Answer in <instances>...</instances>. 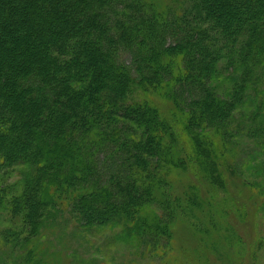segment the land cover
Listing matches in <instances>:
<instances>
[{"label":"trees","instance_id":"16d2710c","mask_svg":"<svg viewBox=\"0 0 264 264\" xmlns=\"http://www.w3.org/2000/svg\"><path fill=\"white\" fill-rule=\"evenodd\" d=\"M234 152L264 155V0H0V210L24 244L69 214L162 255L199 198L172 172Z\"/></svg>","mask_w":264,"mask_h":264},{"label":"rangeland","instance_id":"374dc122","mask_svg":"<svg viewBox=\"0 0 264 264\" xmlns=\"http://www.w3.org/2000/svg\"><path fill=\"white\" fill-rule=\"evenodd\" d=\"M234 140L241 142L236 136ZM184 159V168L170 175L171 191L181 195L186 188L197 187L199 198L190 193L191 200H178L172 250L162 248V255L149 252L145 244L137 247L135 240L117 237L120 228L112 225L83 229L69 214L52 221V227H43L33 243L24 244L28 229L23 231L19 218L1 209L0 264H264V193L260 194L264 155L248 162L235 152L230 154L225 168H233L221 170L219 178L218 174L208 178L206 167L198 166L194 156ZM22 168L8 169L9 181L20 180ZM66 219L69 227L64 231ZM15 231L18 240H8Z\"/></svg>","mask_w":264,"mask_h":264}]
</instances>
